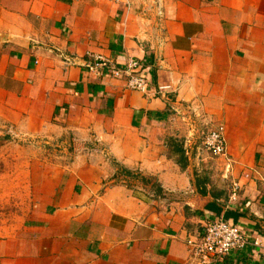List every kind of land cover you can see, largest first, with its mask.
<instances>
[{
	"label": "crops",
	"instance_id": "crops-1",
	"mask_svg": "<svg viewBox=\"0 0 264 264\" xmlns=\"http://www.w3.org/2000/svg\"><path fill=\"white\" fill-rule=\"evenodd\" d=\"M159 1L161 18L142 0H0V122L40 151L0 264H198L188 240L215 219L249 238L216 264H264V0ZM87 52L142 59L147 91L95 77ZM220 124L215 157L203 135Z\"/></svg>",
	"mask_w": 264,
	"mask_h": 264
},
{
	"label": "built area",
	"instance_id": "built-area-1",
	"mask_svg": "<svg viewBox=\"0 0 264 264\" xmlns=\"http://www.w3.org/2000/svg\"><path fill=\"white\" fill-rule=\"evenodd\" d=\"M152 9L156 10V15L159 18L163 16V9L159 0H142L140 13L143 16ZM87 55V67L95 77L109 75L122 78L129 88L141 92L147 91L149 69L142 59L129 57L126 62L119 63L101 54L87 52ZM66 60L68 64L72 62L69 58ZM170 87V85H159L156 91L157 95L163 96ZM186 142L187 145H190L191 138L189 137ZM203 147L215 157L227 155L224 124L210 127L204 132ZM238 190L239 187L235 184L232 194L233 199L237 198ZM248 243V235L242 227L223 219H215L209 222L202 233L188 240V245L191 248V258L198 264H216L222 261L230 252L245 248ZM256 244H258L257 241Z\"/></svg>",
	"mask_w": 264,
	"mask_h": 264
},
{
	"label": "rangeland",
	"instance_id": "rangeland-1",
	"mask_svg": "<svg viewBox=\"0 0 264 264\" xmlns=\"http://www.w3.org/2000/svg\"><path fill=\"white\" fill-rule=\"evenodd\" d=\"M37 148L18 140L11 127L0 122V237L9 234L31 212V177L25 170L31 166L27 160L29 153ZM47 148L60 149L59 146L44 149Z\"/></svg>",
	"mask_w": 264,
	"mask_h": 264
},
{
	"label": "trees",
	"instance_id": "trees-1",
	"mask_svg": "<svg viewBox=\"0 0 264 264\" xmlns=\"http://www.w3.org/2000/svg\"><path fill=\"white\" fill-rule=\"evenodd\" d=\"M169 153H171L172 155H178L180 154V157L177 159V161L179 163H181V165H184L185 162V154H184V150H183V146L180 140L176 139V138H171L169 140ZM118 165L119 168V173L124 175V176H128L131 179H139L140 182H142L145 185H151V188L155 191H157L158 193L162 192V189L160 187V184L158 183L157 180H153L150 177H146L144 175H142L139 172H135L123 165Z\"/></svg>",
	"mask_w": 264,
	"mask_h": 264
}]
</instances>
